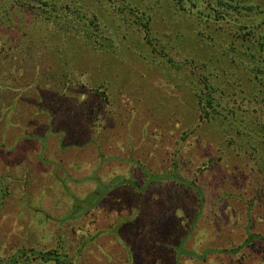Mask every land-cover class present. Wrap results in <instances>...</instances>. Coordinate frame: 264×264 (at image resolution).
<instances>
[{
  "label": "rangeland",
  "instance_id": "374dc122",
  "mask_svg": "<svg viewBox=\"0 0 264 264\" xmlns=\"http://www.w3.org/2000/svg\"><path fill=\"white\" fill-rule=\"evenodd\" d=\"M149 12L163 56L112 13L106 52L65 36L61 51L49 45L43 61L23 53L7 61L0 52V185L7 192L0 248L46 250L60 234L73 243L65 247L72 264L264 260V168L256 150L232 151L224 141L230 134L201 120L189 91L166 76L167 57L199 63L225 36L188 25L166 6ZM228 66L235 84L244 82L243 69ZM240 115L236 109L234 121ZM246 117L242 138L259 144ZM16 259L45 264L33 254Z\"/></svg>",
  "mask_w": 264,
  "mask_h": 264
},
{
  "label": "trees",
  "instance_id": "16d2710c",
  "mask_svg": "<svg viewBox=\"0 0 264 264\" xmlns=\"http://www.w3.org/2000/svg\"><path fill=\"white\" fill-rule=\"evenodd\" d=\"M149 1L0 0L1 56H7V61H12L18 53H23L35 62L43 61L49 45L52 53L61 51L58 41L64 40V36L73 42L89 45L90 49L106 52L107 46L113 47L110 44L113 40L107 13H112V19L121 20L123 26L137 32L142 44H147L150 50L161 53L159 49L165 50V44L151 32L152 12L149 11L153 7L160 9L166 6L179 19L186 18L184 20L188 25H191V20L192 25L204 33L208 32V28L214 29L213 32L219 29L217 32L225 36L224 43L218 42L219 49L209 52L199 63L192 57H184L180 62L167 57L166 67L169 71L166 76L173 80L170 83L180 90L184 88L189 91L201 120L216 122L224 134H230V139L224 141L232 147V151L239 155L241 149L247 155L252 152L250 148L256 150L253 153L255 163L264 168V156L258 153L257 148L264 140V118L261 117L264 113V0H153L148 4ZM42 29L45 33L40 35ZM230 63L234 64L236 70L243 69L239 73L244 82L235 84L233 68L228 66ZM223 65L224 68L219 67ZM179 74L185 75L180 81ZM235 85L238 90L234 93ZM248 86H253L255 90L246 96L243 92ZM94 89L99 90L100 96H106L105 89ZM232 95L238 96V99L236 97L234 100ZM230 99H233L232 102ZM236 109L241 112L237 122L234 121L237 120ZM246 112H256V120ZM245 116H248L247 121H255L251 132L262 139L258 141L259 144H245V138H242ZM233 126L235 129L231 131ZM254 130H258L257 133ZM6 195L7 192L0 185V200ZM249 239L251 235L245 237V241ZM66 241L65 236L59 234L54 246L46 250L13 249V246L3 245L0 248V264H18L20 261L16 257L26 261L30 254L42 258L45 264L48 261L51 264H72V256L65 247L74 246L71 241ZM261 264H264V260Z\"/></svg>",
  "mask_w": 264,
  "mask_h": 264
}]
</instances>
